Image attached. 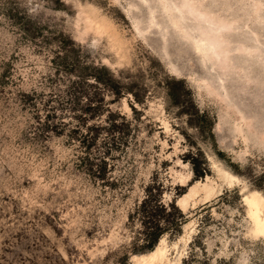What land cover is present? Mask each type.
I'll return each instance as SVG.
<instances>
[{"label": "rangeland", "instance_id": "obj_1", "mask_svg": "<svg viewBox=\"0 0 264 264\" xmlns=\"http://www.w3.org/2000/svg\"><path fill=\"white\" fill-rule=\"evenodd\" d=\"M118 3L0 0V264H136L148 191L150 264H264V0Z\"/></svg>", "mask_w": 264, "mask_h": 264}, {"label": "trees", "instance_id": "obj_2", "mask_svg": "<svg viewBox=\"0 0 264 264\" xmlns=\"http://www.w3.org/2000/svg\"><path fill=\"white\" fill-rule=\"evenodd\" d=\"M205 173H195V178L201 179ZM146 198L130 215V220L137 218L141 223L140 236L143 237V244L132 248L133 253H146L154 250L162 236L170 231L172 234H178L185 221V216L178 209L175 203L169 204L168 207L161 203L160 198L154 199L150 191ZM153 197V198H152ZM169 210V212H168ZM170 217V219H168ZM168 221L169 227H162V221ZM120 264H129V257L126 255L120 260Z\"/></svg>", "mask_w": 264, "mask_h": 264}, {"label": "snow or ice", "instance_id": "obj_3", "mask_svg": "<svg viewBox=\"0 0 264 264\" xmlns=\"http://www.w3.org/2000/svg\"><path fill=\"white\" fill-rule=\"evenodd\" d=\"M142 2H146V0H142ZM96 3L102 5L105 8H110L113 12H115L116 14H119L120 5L118 3V0H111V2H109V0H96ZM11 39L12 37L6 34L0 36V42H3L4 44H7ZM110 41L118 42L119 37L116 36L115 34H110V35L106 34L103 37L104 45H107ZM87 87L90 90L95 91L97 95H103V94L111 95V92L108 91L110 86L107 85L102 80H94L90 82ZM85 95H87V93H85ZM101 111H104V110L102 109ZM99 123H103V121H99ZM262 123H264V114H262ZM260 147H261V150L264 151V135H262L260 138ZM249 175H251V171H249ZM260 181L264 182V175H261ZM262 186H264V183H262ZM104 264H107V261H105ZM205 264H207V261L205 262Z\"/></svg>", "mask_w": 264, "mask_h": 264}, {"label": "bare ground", "instance_id": "obj_4", "mask_svg": "<svg viewBox=\"0 0 264 264\" xmlns=\"http://www.w3.org/2000/svg\"><path fill=\"white\" fill-rule=\"evenodd\" d=\"M181 203L183 204V202H181ZM179 204H180V202H179ZM256 223L258 226H262L264 228V220L262 218L258 217L256 220ZM164 241H165L164 238L161 239L159 245L156 247V249L154 251L149 252L148 254L140 255V256L135 255L132 260L136 264H150V263L156 262L157 260H158L157 262H160L165 257V251H164L165 249H163V247H162L163 243H165ZM166 257H167V255H166Z\"/></svg>", "mask_w": 264, "mask_h": 264}]
</instances>
